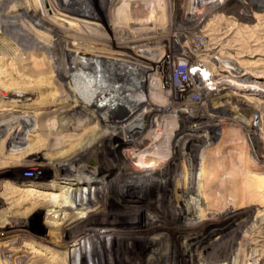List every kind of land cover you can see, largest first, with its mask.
<instances>
[{
    "label": "bare ground",
    "instance_id": "bare-ground-1",
    "mask_svg": "<svg viewBox=\"0 0 264 264\" xmlns=\"http://www.w3.org/2000/svg\"><path fill=\"white\" fill-rule=\"evenodd\" d=\"M261 2L264 0L259 1L260 6ZM24 3L0 0V32L23 46L40 35L37 41L42 39L43 47L34 48L48 50L46 56L55 66L50 63L47 69L26 72L0 66V153L7 155L0 158V200L1 205H9L4 210L14 215L20 209H25L26 216L38 211L46 215L49 234L37 237L41 241H37L38 246L20 237L19 243L0 245L3 264H165L164 260L168 264H193V259L183 258L182 250L158 249L163 235L161 227L155 225L147 232L132 230L114 235L126 238L107 244L98 240L105 228L96 235L89 229L73 230L90 218V227L98 228L100 220L133 207L142 214L151 209L152 223L167 226L195 214V222L203 226L220 218L226 226H238L242 223L239 219L256 207L264 211V171L258 172L237 158L241 147L229 139L232 136L228 131H223L226 123L218 111L232 98L263 105L256 98L264 96V84L260 82L264 74L255 70L259 65H250L252 61L235 60L232 67L225 65L218 43L206 40L210 33L204 26L220 11L250 21L252 8L247 2L74 0L73 13L52 8L53 15L61 16L67 24L47 21L44 12L33 23L36 10L22 11ZM82 8L88 12L78 10ZM171 42L182 44L176 50L175 75L167 76L159 73L156 65L167 58ZM188 53L193 58L189 66L184 63ZM190 81L199 85L192 89ZM176 97L186 99L185 104L179 105ZM202 102L212 106L206 109ZM191 109L197 113L189 115ZM199 117L210 124L206 132L195 131ZM5 126L13 131L6 134ZM220 128L224 139L216 143L210 131ZM117 141L125 144L117 145ZM89 160L95 162L90 170L84 165ZM49 167L54 169L53 179L11 180L2 173L5 168L35 172ZM56 168L68 171L73 178L63 171L58 174ZM81 174L88 175V183L101 175L126 177L132 186H121L123 192H113L109 197L100 194L102 189L76 188V176ZM168 174L179 176L178 181L167 178ZM177 184L186 190L181 191ZM191 193L195 197L192 202L177 206L179 199L185 200ZM95 212L101 216H95ZM131 222L126 219L123 227ZM13 226L21 231L22 222L16 221ZM4 229H0L1 235ZM131 235L134 241H130ZM145 246L153 248L142 251ZM199 253L197 247L191 255L195 258Z\"/></svg>",
    "mask_w": 264,
    "mask_h": 264
},
{
    "label": "rangeland",
    "instance_id": "rangeland-1",
    "mask_svg": "<svg viewBox=\"0 0 264 264\" xmlns=\"http://www.w3.org/2000/svg\"><path fill=\"white\" fill-rule=\"evenodd\" d=\"M24 1L25 3L23 4L22 11L24 9L28 12L29 11L31 12L32 9L37 11V12L34 11L36 16L32 17V22L33 21L35 22L37 19H40L41 18L40 16H42L41 13L44 12L46 13V19H48L47 17H49L47 21H49L50 19L51 20L53 19L55 21L57 20L59 24L61 23L67 24V22H65L64 20H61V16L53 15L54 11L52 12V8L54 7L55 8L61 7L60 9H66L70 11V13H73L72 5L74 4V0H45V1L44 0H24ZM243 1L244 3L247 2V5L249 4L248 5L249 8L250 7L252 8L251 10L249 9V11H251L252 13L250 21L245 17L241 19L240 17L232 13L231 15L230 13H227L226 11L216 12L212 16H210L204 23L205 28L209 30V33H210L209 35L211 36V37L207 36L206 40L207 41L209 40L208 42L218 43V48H219L218 51H221V53L223 54L222 56L225 57V60H224L225 65L228 64L227 66L232 67V61H235V60L247 61L249 63H251L252 61L253 64L251 63L250 65L255 64L256 67L257 65H259V67L255 70H258L262 74H264V2H261V6H260V3H259L260 0H257V1L256 0H243ZM32 3L35 5H33ZM258 3L259 5H257ZM78 10H83V11L85 10L88 12V9H85V8L78 9ZM47 11H48V14H47ZM17 12L20 13L21 9L18 10ZM75 12H78V11H75ZM27 34H28V31H27ZM206 35H208V33ZM38 37H41V36L37 34L36 37L32 38L34 42L29 43L28 45L29 47H28V46H23L22 45L23 43L13 41L10 38V36H8L5 33L0 32V58H1L0 66L4 65V68L8 67V69L12 66L10 68L11 71L26 72V71L35 70L34 68L37 69L38 67L42 69L44 67L45 69H47V67L50 66V63H52L51 65H54V62H52L54 60L51 61V58L49 56L48 57L46 56L49 53L48 50L47 51L45 50L46 53L44 51L36 50V48L39 49L43 47V45L40 44L42 43L43 40L41 39L40 42L39 40L37 41ZM27 38L31 39L29 37ZM179 44H180L179 42L178 43L171 42V45H170L171 48L170 49L167 48V51H166V53H168L169 55L167 54L166 56L167 58H165L164 61L160 65H156L157 71L161 73L162 75L169 76L170 73L174 74L175 71H174L173 64L175 62V58H177L176 50L179 48V46L182 43L180 45ZM183 44L185 43L183 42ZM34 46L36 48H34ZM11 48H14V49H11ZM184 59H185L184 63L188 66L193 61V58L191 57L190 53L184 56ZM127 61L129 60L126 59L125 62ZM147 63L151 64L148 61ZM245 65L249 66V64H245ZM225 75L228 76L227 74ZM182 76L184 79L187 77L185 73H183ZM174 78L176 77L174 76ZM197 78H198V81H201V79H199V76ZM215 79L217 78L215 77ZM215 79L213 80L211 79L210 81H214ZM260 82L264 84V78L261 79ZM196 85H199V84L198 83L195 84L194 81L189 82V87L192 89L195 88ZM234 92L237 93L236 90H234ZM196 96L197 95H195L194 97ZM176 99L178 100L179 105L185 104L183 102H185L186 99L183 100L181 97H176ZM256 99L264 103V96L260 98L257 97ZM202 103L204 105L203 107H205L206 109H209V107L212 106V104H208L210 106H206L204 102ZM220 103L222 104V102H217V105H219ZM227 103H228L227 106L219 107L218 111H219V115L225 120V123H226L225 126H223L225 128L223 131H226V132L228 131L229 135L232 136L229 139L234 141V143H236L238 147H241V148H238L237 150L238 154L236 155L239 156L237 158H240L248 165H252L251 167H254V169L257 170L258 172H260L259 169L264 171V104L260 106L257 102L256 104L255 101L254 103L249 102V101L248 103L247 102L245 103L244 100H241V99L238 100L237 98H234V99L232 98L231 100L228 99ZM196 113L197 112L194 109H191L189 115L190 114L195 115ZM199 114L203 115V112ZM189 115L183 114L182 116L189 117ZM199 118H198L199 120L196 123L195 131L206 132L209 129L210 124L207 122V120L204 119V117H199ZM113 120L116 124L119 123L117 119L116 120L113 119ZM9 127L11 126H5L4 128V131H6V134H10L13 131V129L11 128L9 129ZM210 134L216 137V143L224 139L223 137L224 134L221 128L218 131H215V130L210 131ZM15 136L14 138H16ZM124 142L125 141H117L116 144L117 145L125 144ZM196 145L200 146L201 144L197 143ZM204 145L206 146V144ZM5 153L6 152L0 153L1 159H5L7 157ZM103 154H105V152ZM2 155L4 157H2ZM85 164L87 165L88 170H90L91 168L93 169L95 162L89 160L88 163L84 162V165ZM56 169H57L58 174L60 173L62 174L63 170H61V168H56ZM2 173H4V177L6 176L8 179L12 180L15 178V179H19L22 181H27L28 179H32V178L33 179L34 178L53 179L55 177L54 169L52 168L51 170V167L39 168L35 172L30 169H23V168H18V169L5 168L3 169ZM63 173L65 175L68 174L67 177H70V178L73 176L69 174L68 171H63ZM171 174L166 175V177L177 182L178 181L177 178L179 177V176H175L177 173L174 174V177H172ZM81 175L80 177L76 176V179L78 181L77 182L78 186L76 188L83 189L84 187V189H87L90 186L91 188L97 191L102 189L100 191V194L108 195L109 197L113 195V192L115 194L117 192H123V190L121 189V186H132L131 184H129L130 181L127 180L126 177H118L117 175H110V176L101 175L97 177L96 180H94V182H91V183H88L89 181L86 179V177L88 176L87 174H84L82 176ZM259 176H261V174ZM262 176H264V174ZM176 187L177 188L180 187L179 189L180 190L182 189L181 191L183 192L186 190L185 186L183 185L177 184ZM149 192L150 190L146 191V193H149ZM126 193H129V191H126ZM193 194L194 193H191L189 197L186 198L185 200L179 199L177 206L182 205L183 203L192 202L195 199ZM111 199H113V197H111ZM115 202L116 201L114 200L111 202V204L113 205L115 204ZM1 204L3 203H1V200H0V211L2 210L0 212V229L5 228L4 229L5 233L3 235L0 234V245L5 244L9 241H15L16 243H19L18 237H20L24 241L31 240L32 242H35L36 245L38 246L39 242L37 241H40V239L37 240V237H41V236H45L49 234L47 230L48 226L45 225L46 215L41 214L38 211V212L32 213L33 215L31 214V215L26 216L23 214L25 209L24 210L20 209L19 211L21 212L17 213V215H14L11 211L4 210L5 207H8L9 205L7 206V205H1ZM260 210L261 208L257 209L256 207V209L251 211L247 216L240 218L241 220L239 219V222L242 221V223L238 226H236L237 224L226 226V224H224L221 218L217 220H213L212 222H208L206 226H203L201 223L197 224L195 222L197 220L196 214L189 216L186 219L181 220L178 224L173 223V225L167 226L166 224H160V223L153 224L152 223L151 217L153 218V212L151 209H146L142 214L141 210L133 207L129 210H126V212L124 213L115 214L114 216H110L109 218H104L102 221L100 220L99 222L100 226L98 228L90 227L91 222L89 220L92 219L90 218L89 220H87V222H84L82 225H80L78 229L73 230V232L77 233L78 231H81V230L84 231L86 229H89L88 231L89 233L93 231L91 235H96V232L99 231V229L105 228L103 236H101L100 239L98 240L100 241V244H107V243L115 242V241L120 242L126 238V236L125 237L121 236V238L120 237L113 238L114 235H117V234L122 235L123 233L129 232L132 230L138 231L137 233L147 232L146 229L148 227H152L155 225L159 228L161 227L160 229L161 235H163L162 237H159L160 242L158 244V247H159L158 249L163 250V249H167L170 247L176 253H180V251L182 250L183 258L186 257L185 259H188V258L193 259V262H194L193 264H214V262L216 263L219 262L218 264H240V263L241 264H255L256 261H257L256 264H264V211L260 212ZM20 214L24 216L22 217V215ZM94 215L99 216V217L101 216V214H99L98 212H95ZM59 216L61 217V215ZM134 216H137V218L133 219ZM22 218L24 219V221ZM126 219H131L132 222L129 224L130 227L128 225L126 227H123L125 225ZM16 221L22 222V227L19 228V230L21 231H18V228H11L15 224ZM103 224H107V225H103ZM212 224H215V225L212 226ZM69 235L71 236L73 234L70 233ZM70 236H67V238ZM7 237H8V240L6 239ZM133 237L134 235L129 236L130 241H134ZM42 241L47 244L46 239ZM63 243H66V242L64 241ZM51 247H56V246H51ZM197 247H198V250L200 251L199 253L200 255L198 254L199 257L198 255L197 256L195 255V258H193V256L191 255V252L193 249ZM149 248L151 249L153 247L145 246L141 250L146 251L145 249L148 250ZM185 249H187L188 252H185ZM216 249H218V251ZM213 250L215 252H213ZM207 254L210 256H208ZM9 258L11 259V257ZM9 258L8 260H10ZM252 259L254 260V262L252 261ZM258 259H262V261L259 263ZM164 262L165 264H168L167 260H164ZM0 264H3L1 260H0ZM41 264H44V263H41Z\"/></svg>",
    "mask_w": 264,
    "mask_h": 264
}]
</instances>
